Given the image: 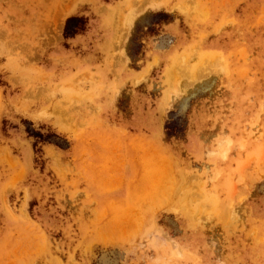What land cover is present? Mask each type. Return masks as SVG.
<instances>
[{
	"label": "rangeland",
	"instance_id": "obj_1",
	"mask_svg": "<svg viewBox=\"0 0 264 264\" xmlns=\"http://www.w3.org/2000/svg\"><path fill=\"white\" fill-rule=\"evenodd\" d=\"M0 264H264V0H0Z\"/></svg>",
	"mask_w": 264,
	"mask_h": 264
}]
</instances>
